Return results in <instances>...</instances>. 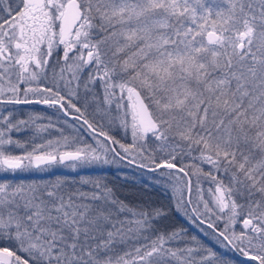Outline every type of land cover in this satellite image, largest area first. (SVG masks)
I'll use <instances>...</instances> for the list:
<instances>
[{"label": "snow or ice", "instance_id": "1", "mask_svg": "<svg viewBox=\"0 0 264 264\" xmlns=\"http://www.w3.org/2000/svg\"><path fill=\"white\" fill-rule=\"evenodd\" d=\"M0 264H264V0H0Z\"/></svg>", "mask_w": 264, "mask_h": 264}, {"label": "rangeland", "instance_id": "2", "mask_svg": "<svg viewBox=\"0 0 264 264\" xmlns=\"http://www.w3.org/2000/svg\"><path fill=\"white\" fill-rule=\"evenodd\" d=\"M36 107L38 108V106H33V105H29L27 108L24 107V109H23L25 111L24 115L21 112V107H18V109L20 110L19 115L22 118H27L30 110L35 111V112H39ZM59 116H61V114H58V113H56V117H53L51 115H45V117L50 118L53 122H55L57 117H59ZM14 135H17V134L14 133ZM18 135L21 138H23V137H25L26 134L25 133H19ZM17 151H19V150H17ZM108 171H115V172L121 171V172H124L126 175H132V176L140 177V179L142 181L148 183L152 187L157 188V186L155 185V183L152 180V177L155 174L137 169L134 166H129V165H111V166H106L104 169L85 168V169L79 170V175L80 176H91L92 173H100V172H108ZM51 175H53V178H56V177L72 178V176L76 177L77 173L73 172L72 170L66 168L63 165L50 166V167L45 168L44 170H37V169L33 168L31 170H26L24 172H17L16 173V176L18 178H23L26 181L41 180V179L45 180V179H47L46 177L50 178ZM179 218L188 226V228L191 231L190 234L199 235L207 245L215 247L212 239L210 237L203 235L201 227H198L195 224H192L190 222L185 221L182 217H179ZM229 255H231V254H229ZM236 259L238 261L242 258L237 257Z\"/></svg>", "mask_w": 264, "mask_h": 264}, {"label": "trees", "instance_id": "3", "mask_svg": "<svg viewBox=\"0 0 264 264\" xmlns=\"http://www.w3.org/2000/svg\"><path fill=\"white\" fill-rule=\"evenodd\" d=\"M21 107V112L25 113ZM20 111V110H19ZM102 175L110 185L114 186L124 197H127L129 200L135 201L138 199H151L156 203H167L168 195L161 189L150 186L148 183L142 181L140 177L126 175L124 172H100L92 173L91 176ZM74 176H72L73 178ZM48 179H54L53 175L51 177H46ZM44 180V179H43ZM173 222L177 225H182L188 229L189 233L191 232L188 226L179 218L174 217Z\"/></svg>", "mask_w": 264, "mask_h": 264}, {"label": "flooded vegetation", "instance_id": "4", "mask_svg": "<svg viewBox=\"0 0 264 264\" xmlns=\"http://www.w3.org/2000/svg\"><path fill=\"white\" fill-rule=\"evenodd\" d=\"M29 105H21V106H18V107H22V108H24V107H28ZM33 106H38V113H41V114H43L44 116L45 115H51V116H53V117H56V113H58V114H60L59 112H57L56 110H53V109H49V108H47L46 106H43V105H33ZM47 113V114H46ZM62 115V114H61Z\"/></svg>", "mask_w": 264, "mask_h": 264}]
</instances>
